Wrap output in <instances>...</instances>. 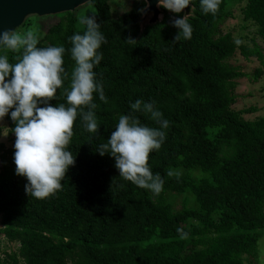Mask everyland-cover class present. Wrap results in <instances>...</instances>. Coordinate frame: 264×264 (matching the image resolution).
<instances>
[{"label": "trees", "instance_id": "trees-1", "mask_svg": "<svg viewBox=\"0 0 264 264\" xmlns=\"http://www.w3.org/2000/svg\"><path fill=\"white\" fill-rule=\"evenodd\" d=\"M112 1L87 2L93 11L85 15L95 16L107 40L94 68L107 103L94 93L98 133L87 131L77 116L68 146L75 165L62 189L44 199L28 195L26 177L16 174L15 148L0 146V234L18 244L0 264H246L264 230V114L247 120L242 113L252 108H231L235 80L244 74L228 61L236 49L244 59L254 57L260 65L252 75L256 79L264 70V55L255 42L236 44L220 25L231 7L242 3V19L255 26L264 43V0H221L215 15L203 12L201 0H190L192 38L178 41L171 20L181 13L161 6L159 21L139 31L143 0H128L116 15ZM55 15L38 45L66 49L68 77L50 101L54 107L67 104L65 89L75 67L69 37L85 27L76 26L74 11ZM4 54L16 62L17 53L0 47ZM138 99L154 102L169 121L162 129L164 143L149 156L153 174L164 180L159 195L123 179L115 159L96 151L121 115L160 127L149 113L131 108ZM5 121L7 132L14 133L10 112ZM169 170L179 177H169Z\"/></svg>", "mask_w": 264, "mask_h": 264}, {"label": "clouds", "instance_id": "clouds-1", "mask_svg": "<svg viewBox=\"0 0 264 264\" xmlns=\"http://www.w3.org/2000/svg\"><path fill=\"white\" fill-rule=\"evenodd\" d=\"M220 3L221 0H201V8L204 13L215 15ZM189 4L190 0H159L157 6L179 14ZM148 6L145 0V8L139 11L143 14ZM78 22L85 27L82 34L77 32L69 37L75 67L71 73L70 88L65 89L67 104L55 107L50 101L56 99L57 90L64 87L68 77L64 67L65 47H39L36 29L24 33L0 31V47L18 54L14 57L15 63H10L7 54L0 55V121L10 112L15 123L16 174L26 177L25 191L37 199L47 198L61 190L62 180L70 166L75 165V157L68 146L74 135L77 116L85 122L87 131L98 133L94 93L107 103L102 83L97 81L94 71L103 59L98 50L107 43L106 37L100 31L101 25L96 22L95 16H80ZM171 23L179 30L174 41L192 38L193 29L187 14L183 18L174 17ZM127 42L136 44L132 37ZM235 43L242 41L237 39ZM131 108L149 113L160 127L141 124L131 114L121 115L107 143L98 145L96 151L101 156L110 154L115 159V167L123 179L159 195L164 180L159 173L153 174L149 156L164 143L166 133L162 129L168 128L169 121L155 109L154 102L144 103L138 99L131 104ZM167 175L179 177L180 173L169 170ZM178 231L181 239L187 238L182 229Z\"/></svg>", "mask_w": 264, "mask_h": 264}, {"label": "rangeland", "instance_id": "rangeland-1", "mask_svg": "<svg viewBox=\"0 0 264 264\" xmlns=\"http://www.w3.org/2000/svg\"><path fill=\"white\" fill-rule=\"evenodd\" d=\"M128 5V0H113L111 3L112 12L116 15L122 12ZM242 3L235 4L231 7V16L225 18L223 23L220 25L221 32H229L235 39L242 41L243 45L251 46L252 42H255L264 55V43L257 36L255 32V26L249 22L244 21L241 17L240 7ZM93 9L90 4L85 3L74 9L75 16L77 18L76 26H80L78 17L92 12ZM57 15H49L43 17H29L27 18L28 23L18 30L17 32L24 33L30 29L39 30L37 32L38 37L45 28L57 20ZM26 19V20H27ZM32 19V20H31ZM25 20V21H26ZM23 25V24H22ZM231 65L239 67L240 71L243 72L244 76L235 80L234 96L235 102L231 105L234 110H242L246 108H252V111L242 113V117L247 120H253L264 114V78L263 73L260 74L256 79L252 78L253 72L256 68H260L258 61L254 57L244 59L235 50V53L228 61ZM1 133H0V146L4 149L14 148L15 135L14 133H8L6 127L5 118L0 121ZM178 200H176L175 207L178 208ZM18 244L15 241H8L0 234V257L5 253H16ZM250 257H245L244 262L246 264H264V230L262 231L259 239L257 240L256 255L251 261H248Z\"/></svg>", "mask_w": 264, "mask_h": 264}, {"label": "water", "instance_id": "water-1", "mask_svg": "<svg viewBox=\"0 0 264 264\" xmlns=\"http://www.w3.org/2000/svg\"><path fill=\"white\" fill-rule=\"evenodd\" d=\"M90 0H0V31L18 30L29 17H43L63 12H72L75 8ZM145 8V0H143ZM148 7L138 18L139 31L144 26L159 21L162 9L158 7L159 0H147ZM192 15L191 5L184 9L181 17Z\"/></svg>", "mask_w": 264, "mask_h": 264}]
</instances>
